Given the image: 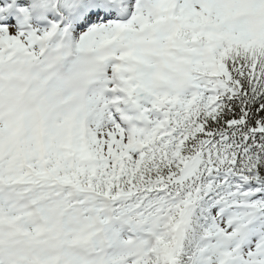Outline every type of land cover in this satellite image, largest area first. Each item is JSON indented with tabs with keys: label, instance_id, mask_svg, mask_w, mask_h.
<instances>
[{
	"label": "snow or ice",
	"instance_id": "snow-or-ice-1",
	"mask_svg": "<svg viewBox=\"0 0 264 264\" xmlns=\"http://www.w3.org/2000/svg\"><path fill=\"white\" fill-rule=\"evenodd\" d=\"M0 264H264V0H0Z\"/></svg>",
	"mask_w": 264,
	"mask_h": 264
}]
</instances>
